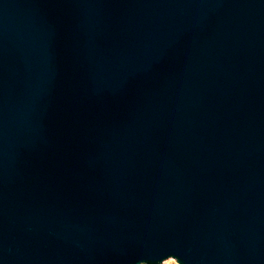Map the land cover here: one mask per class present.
Instances as JSON below:
<instances>
[{"label":"water","instance_id":"obj_1","mask_svg":"<svg viewBox=\"0 0 264 264\" xmlns=\"http://www.w3.org/2000/svg\"><path fill=\"white\" fill-rule=\"evenodd\" d=\"M0 264H264V0H0Z\"/></svg>","mask_w":264,"mask_h":264}]
</instances>
